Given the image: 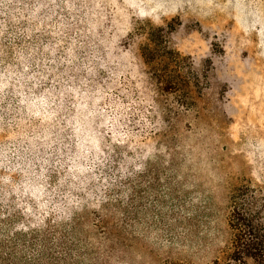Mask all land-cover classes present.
<instances>
[{"label": "trees", "instance_id": "16d2710c", "mask_svg": "<svg viewBox=\"0 0 264 264\" xmlns=\"http://www.w3.org/2000/svg\"><path fill=\"white\" fill-rule=\"evenodd\" d=\"M157 26L108 0H0V264H105L138 206L184 207L130 88L194 93ZM227 199L229 261L264 264V195L236 186Z\"/></svg>", "mask_w": 264, "mask_h": 264}, {"label": "rangeland", "instance_id": "374dc122", "mask_svg": "<svg viewBox=\"0 0 264 264\" xmlns=\"http://www.w3.org/2000/svg\"><path fill=\"white\" fill-rule=\"evenodd\" d=\"M229 47L227 57L215 58L218 76L195 84L192 95L159 96L140 78L130 87L153 114L146 152L174 179L184 207L177 203L172 217L169 202L157 217L158 206L138 204L135 233L117 239L111 254L102 251L110 255L105 264H236L229 261L227 194L249 186L264 195V55L254 44Z\"/></svg>", "mask_w": 264, "mask_h": 264}, {"label": "clouds", "instance_id": "9594fccd", "mask_svg": "<svg viewBox=\"0 0 264 264\" xmlns=\"http://www.w3.org/2000/svg\"><path fill=\"white\" fill-rule=\"evenodd\" d=\"M120 12L158 23L160 56L179 57L178 71L190 83L218 76L217 59L234 48L264 55V0H108ZM160 17H170L167 23ZM208 21L211 29L204 26ZM231 22V23H229ZM147 67V66H145ZM149 75H151L149 73Z\"/></svg>", "mask_w": 264, "mask_h": 264}]
</instances>
